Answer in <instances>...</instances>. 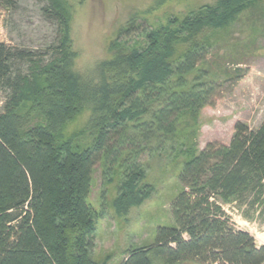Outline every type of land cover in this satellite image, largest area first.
<instances>
[{
  "label": "trees",
  "instance_id": "obj_1",
  "mask_svg": "<svg viewBox=\"0 0 264 264\" xmlns=\"http://www.w3.org/2000/svg\"><path fill=\"white\" fill-rule=\"evenodd\" d=\"M45 1L44 15L60 25L59 45L38 60L0 42V264H101L89 203L96 164L104 159L109 183L119 180L113 207L128 215L152 190L141 158L169 153L188 157L172 205L175 226L160 228L154 246L128 251L122 264H264V247L219 204L254 209L260 201L264 125L254 131L238 123L229 145L209 143L199 155L177 148L191 120L244 78L238 66L214 72L209 58L263 0H219L146 29L133 45L118 39L88 79L75 70L69 0ZM87 111L90 130L69 134ZM86 135L90 143L80 141Z\"/></svg>",
  "mask_w": 264,
  "mask_h": 264
},
{
  "label": "rangeland",
  "instance_id": "obj_2",
  "mask_svg": "<svg viewBox=\"0 0 264 264\" xmlns=\"http://www.w3.org/2000/svg\"><path fill=\"white\" fill-rule=\"evenodd\" d=\"M9 7L0 1V42L43 56L60 44V25L49 20L43 9L45 0H14ZM165 1L162 5L161 2ZM219 0H69L72 11L71 40L78 58L75 70L84 78L92 77L98 64L111 59L109 46L118 39L133 45L146 29L165 25L171 18L184 16ZM130 31L125 36L126 31ZM225 46L209 67L238 66L244 78L233 88H225L213 107H206L191 120L187 138L178 151L192 150L199 155L209 143L229 145L238 123L258 130L264 125V0L245 11L225 34ZM220 55V56H219ZM47 60V58H44ZM24 73L29 65L23 67ZM5 94L0 92V113ZM87 111L72 123L68 133L90 130ZM192 126V127H191ZM80 141L90 143L88 135ZM183 143H185L183 145ZM185 154L176 157L144 155L140 164L145 183L152 186L150 196L128 215H119L113 207L119 180L109 183L104 159L93 171L89 203L96 213V238L93 258L101 264H122L130 250L154 246L158 230L175 226L172 205L182 191L179 180ZM111 179V178H110ZM222 206L233 226L250 234L258 248L264 247V193L254 209L239 201ZM187 240L188 236L185 237Z\"/></svg>",
  "mask_w": 264,
  "mask_h": 264
}]
</instances>
